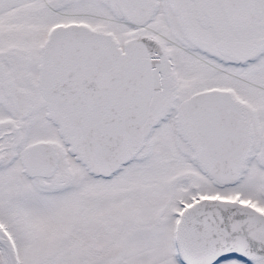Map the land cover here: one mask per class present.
<instances>
[{
    "label": "snow or ice",
    "instance_id": "1",
    "mask_svg": "<svg viewBox=\"0 0 264 264\" xmlns=\"http://www.w3.org/2000/svg\"><path fill=\"white\" fill-rule=\"evenodd\" d=\"M0 264H264V0H0Z\"/></svg>",
    "mask_w": 264,
    "mask_h": 264
}]
</instances>
